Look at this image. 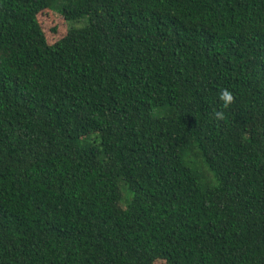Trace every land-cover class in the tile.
Returning <instances> with one entry per match:
<instances>
[{
	"label": "trees",
	"instance_id": "1",
	"mask_svg": "<svg viewBox=\"0 0 264 264\" xmlns=\"http://www.w3.org/2000/svg\"><path fill=\"white\" fill-rule=\"evenodd\" d=\"M156 261L264 264V0H0V264Z\"/></svg>",
	"mask_w": 264,
	"mask_h": 264
},
{
	"label": "rangeland",
	"instance_id": "2",
	"mask_svg": "<svg viewBox=\"0 0 264 264\" xmlns=\"http://www.w3.org/2000/svg\"><path fill=\"white\" fill-rule=\"evenodd\" d=\"M38 21L41 24V27L44 31V34L47 36V39L50 43H52L56 37L59 35H63L66 32L67 24L63 20V18L58 13H45L42 12L38 15ZM83 23H77L73 26H82ZM55 28L56 35L53 34L52 29ZM123 192H125L122 189ZM154 264H165L163 261H156Z\"/></svg>",
	"mask_w": 264,
	"mask_h": 264
},
{
	"label": "clouds",
	"instance_id": "3",
	"mask_svg": "<svg viewBox=\"0 0 264 264\" xmlns=\"http://www.w3.org/2000/svg\"><path fill=\"white\" fill-rule=\"evenodd\" d=\"M220 99L224 102L225 107H227L228 105H230L234 102L233 94L226 89L221 93ZM215 117L217 119L222 120V119H224V113L223 112H216Z\"/></svg>",
	"mask_w": 264,
	"mask_h": 264
}]
</instances>
